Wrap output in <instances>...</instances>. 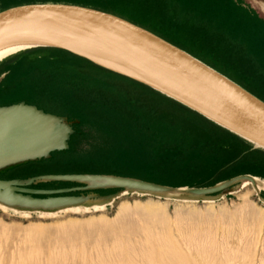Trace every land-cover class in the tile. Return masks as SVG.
<instances>
[{
    "label": "rangeland",
    "instance_id": "374dc122",
    "mask_svg": "<svg viewBox=\"0 0 264 264\" xmlns=\"http://www.w3.org/2000/svg\"><path fill=\"white\" fill-rule=\"evenodd\" d=\"M112 1L0 0V11L27 4L58 3L124 15L120 13L123 5L116 8ZM130 16L127 20L144 26L145 21L138 18L144 13L134 11ZM57 55L60 59L67 58ZM61 70L46 69L48 72H41L35 78V86L21 87L0 100V105L39 102L48 111L82 122L80 135L71 141L73 145L76 140L77 159L70 156L68 162L53 163L38 173L107 174L179 190L161 194L125 189L77 191L75 197H88L87 200L53 210L16 207L0 201V264H162L163 260V264H172L171 260L167 261L174 250L186 256L185 264H264V190L246 180L214 194L186 192L218 185L228 175L227 171L207 172L209 162L198 149L192 148L191 135L186 136L172 126L174 122L162 117L160 110L148 115L149 108L131 106L130 99L118 98L110 89L102 90L107 85L92 78L97 74H123L105 67L102 70L89 67L87 83L84 78H76L78 73L61 76ZM70 77L75 80H68ZM160 101L172 106L163 99ZM239 170L234 168L233 173ZM56 186L42 185L43 188ZM96 206L104 209L96 212ZM74 207L82 210L76 214L63 212ZM111 232L119 238L118 246ZM149 238L155 240L154 248L145 243ZM131 249L133 253L128 252Z\"/></svg>",
    "mask_w": 264,
    "mask_h": 264
},
{
    "label": "crops",
    "instance_id": "0c3cea01",
    "mask_svg": "<svg viewBox=\"0 0 264 264\" xmlns=\"http://www.w3.org/2000/svg\"><path fill=\"white\" fill-rule=\"evenodd\" d=\"M112 3L116 8H120L121 5L123 7L127 5V8L122 7L120 9V13L124 15L103 10L99 11L112 14L124 20L131 19L130 13L134 11L144 13L143 17H138L145 21L144 26L131 23L144 28L186 52L206 67L264 103V11L261 8V3H264V1L113 0ZM149 27H153L154 30ZM171 38L175 39L176 42ZM21 52L0 61V100L15 94L21 87L31 88L35 86V78L39 77L41 72H48L46 69H62L59 71L61 76H66L68 73H78L80 75L76 78H79V80L84 78L87 83H89L90 78L89 67L103 69V67L101 68L100 65L88 59L58 47L39 46ZM40 52H49L51 55H40ZM57 54L67 58H57ZM92 78H97V83L107 85L102 86V90L110 89V92L118 98L125 96L130 99L132 101V104L130 103L131 106L149 108L148 115H152L154 110H160L162 117H168L170 119L167 120L174 122L171 124L172 126L183 131L186 136L191 135L192 148L198 149L200 155H203L209 162L210 168L207 172L227 171L225 174L228 175H224L218 185L241 177H252L264 181V148L243 135L229 130L179 100L131 77L113 73L107 76L97 74L96 77ZM68 80L73 81L75 79L70 77ZM71 81L69 82L71 83ZM157 98L163 99L172 106L163 104ZM138 100H143L144 102L142 101L143 103H141ZM136 102L140 104L136 105ZM156 102L159 103L157 104ZM17 106L35 108L43 115L58 120L60 124L69 128L72 133L69 135L66 148L64 149L51 151L44 156L27 158L9 166L0 167V175L7 176L6 178H0V181L28 182L44 177L66 176L118 177L107 174H39L38 170L43 167L53 163L68 162L70 156L77 159L75 156V142L80 135L82 122L79 119H70L68 115H59L48 111L41 107L39 102L19 101L0 105V109ZM73 138H76V140L72 145L71 141ZM203 152H206V154ZM78 160L81 159L78 158ZM234 168H240V173L238 171V173L234 174ZM119 178L137 180L127 177ZM61 183H65L67 186L61 185ZM43 184H55L57 186L43 188ZM159 186L178 189L171 186ZM78 187L79 183L70 181L39 180L27 187V189L57 191ZM76 195V192H72L54 195L53 197H75ZM34 197L44 199L47 196Z\"/></svg>",
    "mask_w": 264,
    "mask_h": 264
},
{
    "label": "water",
    "instance_id": "95a60500",
    "mask_svg": "<svg viewBox=\"0 0 264 264\" xmlns=\"http://www.w3.org/2000/svg\"><path fill=\"white\" fill-rule=\"evenodd\" d=\"M33 24L57 25L108 46L124 59L130 54L145 60L162 71L168 79L163 80L151 70L138 67L131 61L128 63L134 71L165 91L136 81L162 91L264 148V103L161 37L127 20L99 10L75 5L39 3L0 11V39L10 31L18 32L19 28ZM173 75L184 82L183 86L172 82ZM71 133V130L58 120L43 115L35 108L17 106L0 109V167L64 149ZM96 179H105L106 183L93 185L91 182ZM253 179L241 177L215 187L189 189L186 192L209 195L242 181L252 182ZM39 180L70 181L84 186L57 191L27 189ZM103 189L140 190L161 194L169 192H158L156 189L171 188L119 177H44L28 182L0 181V201L16 207L53 210L75 206L88 198L53 197L54 195ZM34 196L48 198L40 199Z\"/></svg>",
    "mask_w": 264,
    "mask_h": 264
},
{
    "label": "bare ground",
    "instance_id": "6f19581e",
    "mask_svg": "<svg viewBox=\"0 0 264 264\" xmlns=\"http://www.w3.org/2000/svg\"><path fill=\"white\" fill-rule=\"evenodd\" d=\"M261 8L264 11V3H261ZM19 32L10 31L8 34H6L2 39H0V61L3 59L14 55L16 53H19L24 50H28L31 48L39 47V46H50V47H61L64 49H68L72 51L73 53H76L78 55H81L85 58L90 59L92 62L105 67L107 69H110L114 72L123 74L125 76H129L135 80H139L145 84H150L156 88H159L163 91H165L162 87L157 85L156 83L152 82L148 78L144 77L143 75L137 73L134 71L128 61H131L133 64H135L138 67L145 68L147 70H151L152 73L157 74L161 79L165 80L168 79L166 75L159 71L158 69L154 68L152 65L148 64L145 60H142L136 56L133 55H126L127 59H124L120 54H118L116 51L112 50L108 46L91 39L89 37L80 35L78 33H75L73 31H70L66 28L59 27L57 25L52 24H33L24 26L22 28L18 29ZM172 82L175 84H178L180 86H183L184 82L178 77L173 75ZM207 114V113H205ZM209 115V114H207ZM211 116V115H209ZM212 117V116H211ZM260 146V145H259ZM253 184L256 185V187L259 190H264V181H261L259 179H253ZM93 185H103L106 183L105 179H96L93 182H91ZM247 184L245 185V187ZM158 192H177L172 189H156ZM4 209H8L5 206H2ZM85 211H88V208H83ZM104 209L103 206H96L95 211L99 212ZM128 209V208H127ZM82 210L80 207H74V208H68L63 210V212H70V213H78ZM24 214H29L28 212H23ZM52 215V214H49ZM150 216V215H149ZM152 217V216H150ZM149 217V218H150ZM131 219V218H130ZM145 220V219H144ZM91 224V223H90ZM121 225V224H120ZM93 226V225H92ZM109 226V225H108ZM91 227V226H89ZM94 227V226H93ZM92 227V228H93ZM112 227V226H111ZM38 228V227H37ZM78 229V227H76ZM82 228V227H81ZM88 228V227H87ZM97 228V227H95ZM99 228V227H98ZM102 228V226H101ZM100 228V229H101ZM70 229V228H69ZM111 229V228H110ZM150 229V228H149ZM28 230V229H27ZM66 230V229H65ZM68 230V229H67ZM75 230V229H74ZM82 230V229H81ZM91 230V228H90ZM103 230H105L103 228ZM139 230V229H138ZM31 231V230H30ZM47 231V230H46ZM46 231H44L46 233ZM102 231V230H101ZM108 232L110 230H107ZM112 231H114L112 229ZM119 231V230H118ZM150 231V230H149ZM43 232V231H42ZM104 232V231H103ZM117 232V231H116ZM89 233V232H88ZM106 233V232H105ZM122 233V232H121ZM34 234V233H33ZM115 234V231H114ZM118 234V232H117ZM142 234V233H141ZM47 235V234H46ZM111 235H113V232H111ZM133 235V234H132ZM33 236V235H32ZM31 236V238H32ZM35 236V235H34ZM41 236V235H39ZM115 236V235H113ZM118 236V235H117ZM193 236V235H192ZM68 237V236H67ZM116 237V236H115ZM165 237V236H164ZM38 240V239H37ZM75 240V239H74ZM123 241V240H122ZM142 241V240H141ZM159 241V240H158ZM113 242V241H112ZM117 246L119 243V238L116 237ZM115 242V243H116ZM155 240L146 239L145 243L147 246H151L154 244ZM160 243L157 242V244ZM71 244V243H70ZM123 244V243H122ZM121 245V243H120ZM119 245V246H120ZM142 245V244H141ZM161 245V244H160ZM177 246V245H176ZM156 247V245H155ZM159 247V246H158ZM164 247V246H163ZM122 248V246H121ZM136 248V247H135ZM154 248V245H153ZM174 248V247H173ZM76 249V248H74ZM110 250V248H108ZM160 249V248H159ZM162 249V248H161ZM164 249V248H163ZM172 249V248H171ZM116 250V249H115ZM121 250V249H120ZM133 249L128 252L130 253ZM147 250V249H146ZM165 250V249H164ZM174 250V249H173ZM151 251V250H150ZM176 252V250H174ZM110 252V251H109ZM114 252V251H113ZM119 252V251H118ZM141 252V251H140ZM167 249L166 252L167 253ZM171 252V251H169ZM172 252V254L168 257V261H172V264H185L186 263V256L185 258L182 257L180 254ZM64 253V252H63ZM74 253V252H73ZM125 253V252H124ZM133 253V251H132ZM136 253V252H135ZM202 253V252H201ZM212 253V252H211ZM37 254V253H36ZM111 254V253H110ZM137 254V253H136ZM153 254V253H152ZM182 254V253H181ZM121 255V254H120ZM127 255V254H126ZM140 255V254H139ZM160 255V254H159ZM163 256V254H161ZM166 255V254H165ZM30 256V255H29ZM74 256V255H73ZM119 256V255H118ZM125 256V255H124ZM184 256V255H183ZM209 256V255H208ZM207 256V257H208ZM24 257V256H23ZM33 257V256H32ZM69 257V256H68ZM150 257V255H148ZM21 258V257H20ZM103 258V257H102ZM138 258V257H137ZM147 258V257H146ZM151 258V257H150ZM162 259V257H160ZM166 258V257H165ZM31 259V258H30ZM57 259V258H56ZM97 259V258H96ZM109 259V258H108ZM112 259V258H111ZM149 258H147L148 261ZM129 260V259H128ZM154 260V259H153ZM163 260V259H162ZM161 260V261H162ZM167 260V259H166ZM53 261V260H52ZM65 261V259H64ZM124 261V260H123ZM41 262V261H40ZM135 262V261H134ZM133 262V263H134ZM160 262V261H159ZM164 262V260H163ZM162 262V264H163ZM30 263V262H29ZM39 263V262H38ZM110 263V262H109ZM34 264V263H32ZM90 264V263H89ZM102 264V263H101ZM161 264V263H160ZM170 264V263H169ZM191 264V263H189Z\"/></svg>",
    "mask_w": 264,
    "mask_h": 264
}]
</instances>
